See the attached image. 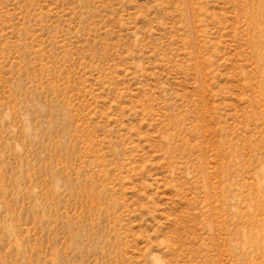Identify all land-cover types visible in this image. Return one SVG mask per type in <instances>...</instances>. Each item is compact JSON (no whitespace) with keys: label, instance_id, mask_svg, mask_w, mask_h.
I'll use <instances>...</instances> for the list:
<instances>
[{"label":"rangeland","instance_id":"1","mask_svg":"<svg viewBox=\"0 0 264 264\" xmlns=\"http://www.w3.org/2000/svg\"><path fill=\"white\" fill-rule=\"evenodd\" d=\"M0 264H264V0H0Z\"/></svg>","mask_w":264,"mask_h":264}]
</instances>
